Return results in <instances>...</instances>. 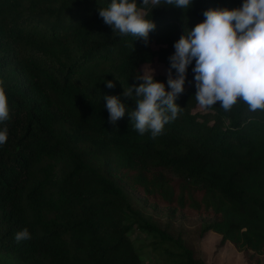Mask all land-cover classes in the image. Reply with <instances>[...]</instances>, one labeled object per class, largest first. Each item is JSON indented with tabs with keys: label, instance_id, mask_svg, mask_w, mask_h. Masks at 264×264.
<instances>
[{
	"label": "trees",
	"instance_id": "1",
	"mask_svg": "<svg viewBox=\"0 0 264 264\" xmlns=\"http://www.w3.org/2000/svg\"><path fill=\"white\" fill-rule=\"evenodd\" d=\"M242 2L192 0L180 9L162 0L146 15L155 29L145 45L99 17L111 0H0V86L9 108L0 123L8 130L0 145V264H143L134 228L172 245L159 264H208L134 208L119 182L149 203L213 216L200 235L217 233L247 264H264V110L239 99L227 112L220 102L202 109L195 61L175 100L181 112L155 139L127 114L134 88V99L122 95L139 86L141 64L169 69L174 43L205 10ZM153 77L169 90L166 75ZM106 95L128 108L115 125ZM24 228L32 238L15 242Z\"/></svg>",
	"mask_w": 264,
	"mask_h": 264
},
{
	"label": "clouds",
	"instance_id": "2",
	"mask_svg": "<svg viewBox=\"0 0 264 264\" xmlns=\"http://www.w3.org/2000/svg\"><path fill=\"white\" fill-rule=\"evenodd\" d=\"M161 3L162 0H142L138 6L136 0H111L98 12L113 32L142 39L147 45L155 24L146 15ZM163 4L187 9L192 0H163ZM202 14L203 22L186 30L173 45L174 54L168 57V91L164 83L154 80L150 68L135 77L141 81L139 86L124 89L122 95L132 99L135 90L136 107L127 114L140 135L150 132L155 139L166 124L177 118L182 109L175 100L183 91L187 69L193 61L195 98L202 109H210L220 102V108L227 112L239 99L248 105L249 111L264 110V0H243L238 9H208ZM105 83L109 89L115 87L112 81ZM103 99L109 123L115 125L128 108L118 96L106 95ZM8 118L7 97L0 86V123ZM7 132V127L0 130V145L7 142ZM31 238L27 228L14 235L17 243Z\"/></svg>",
	"mask_w": 264,
	"mask_h": 264
},
{
	"label": "rangeland",
	"instance_id": "3",
	"mask_svg": "<svg viewBox=\"0 0 264 264\" xmlns=\"http://www.w3.org/2000/svg\"><path fill=\"white\" fill-rule=\"evenodd\" d=\"M149 68L155 75H166L167 67L158 61L145 63L139 66V74ZM127 191L131 205L142 211L154 222L167 229L174 237H181L183 242L195 250L198 258L208 264H247L243 254L237 251L229 242L220 244L219 234L210 232L200 235L201 225L211 221V215L187 214L182 211H174L164 206L147 202L136 191L129 189L119 182ZM130 237L139 251L143 264H159L164 262L167 254L174 252L172 245L159 243L147 233L134 228Z\"/></svg>",
	"mask_w": 264,
	"mask_h": 264
}]
</instances>
